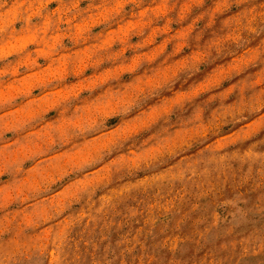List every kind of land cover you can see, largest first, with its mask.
Here are the masks:
<instances>
[{
  "label": "clouds",
  "instance_id": "9594fccd",
  "mask_svg": "<svg viewBox=\"0 0 264 264\" xmlns=\"http://www.w3.org/2000/svg\"><path fill=\"white\" fill-rule=\"evenodd\" d=\"M241 189L264 0H0V264H222L181 243Z\"/></svg>",
  "mask_w": 264,
  "mask_h": 264
},
{
  "label": "rangeland",
  "instance_id": "374dc122",
  "mask_svg": "<svg viewBox=\"0 0 264 264\" xmlns=\"http://www.w3.org/2000/svg\"><path fill=\"white\" fill-rule=\"evenodd\" d=\"M239 191L243 190H229L213 206L214 216L206 222L212 223V227L206 237L197 236L181 243V247L187 249L186 255L201 249V254L208 253L209 261L264 264V203L259 199L261 193L249 189L241 197ZM116 238L117 234L114 233L113 240ZM149 243L155 241L149 238ZM159 256L162 264H168L170 253L167 249H159Z\"/></svg>",
  "mask_w": 264,
  "mask_h": 264
}]
</instances>
